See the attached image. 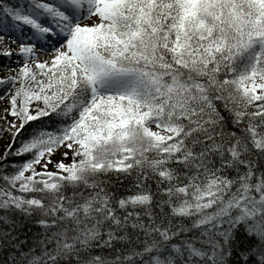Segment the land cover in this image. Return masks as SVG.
<instances>
[{"label":"snow or ice","instance_id":"6c2138e0","mask_svg":"<svg viewBox=\"0 0 264 264\" xmlns=\"http://www.w3.org/2000/svg\"><path fill=\"white\" fill-rule=\"evenodd\" d=\"M0 264H264V0H0Z\"/></svg>","mask_w":264,"mask_h":264}]
</instances>
